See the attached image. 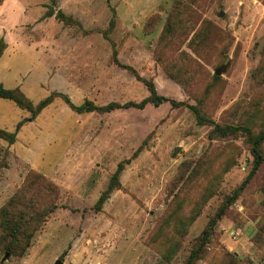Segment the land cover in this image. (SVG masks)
I'll return each mask as SVG.
<instances>
[{
  "label": "rangeland",
  "instance_id": "obj_1",
  "mask_svg": "<svg viewBox=\"0 0 264 264\" xmlns=\"http://www.w3.org/2000/svg\"><path fill=\"white\" fill-rule=\"evenodd\" d=\"M173 1L95 0L94 17L86 23L80 13L83 29L78 30L51 15L42 19L48 0H26V97L34 104L52 93L75 106L139 103L149 95L143 79L177 102L194 106L199 99L203 112L222 126L243 125L253 105L264 111V86L255 81L264 64V0L191 3L171 42L174 58L181 52L188 58L184 65L195 81L191 94L153 58ZM5 10L17 22L24 19L12 5ZM112 11L115 26L106 39L102 32ZM158 13L161 22L147 34L146 20ZM197 33L202 38L191 51L188 44ZM112 44L120 63L141 79L112 63ZM217 69L222 72L214 82ZM12 106L0 99V129L17 136L13 153L0 140V208L30 172L55 184L60 198L24 254L2 263L0 251V264H264V165L256 170L242 135L210 139L211 127L198 125L186 107L169 104L77 114L56 98L35 118L17 108L12 112ZM23 116L25 127L17 131ZM197 162L205 164L204 173L186 182L187 166ZM121 163L120 189L96 211ZM199 205L183 238L168 226L156 233L174 210L189 216ZM154 236L158 245L152 244ZM171 249L166 262L162 253Z\"/></svg>",
  "mask_w": 264,
  "mask_h": 264
},
{
  "label": "trees",
  "instance_id": "obj_2",
  "mask_svg": "<svg viewBox=\"0 0 264 264\" xmlns=\"http://www.w3.org/2000/svg\"><path fill=\"white\" fill-rule=\"evenodd\" d=\"M4 0H0V4ZM194 0H174L171 6L165 24L159 36L156 48L154 50V60L163 68L166 75L175 83L180 85L186 93L192 88L190 83L194 82L191 76V70H189L185 63L189 62L188 58L184 59V53H179L177 59L172 56L171 44L175 37L177 29L183 23V15L189 11L190 5ZM51 14V12H50ZM115 13L112 11V17L109 20L107 29L102 32L106 39L109 33L114 29L115 26ZM56 20L62 23L65 27H76L78 30H82L81 23L72 17H67L63 13L59 12L56 14ZM162 16L158 13L149 17L144 25V29L147 34H152L158 24L161 22ZM91 30L90 32H95ZM86 32V31H85ZM101 32V31H98ZM89 33V32H86ZM202 36L197 33L194 34L189 41L188 47L191 51L195 47L198 39ZM6 49V44L3 39H0V59ZM112 56L111 61L114 65L120 69L127 70L132 73L137 79H141L135 69L130 66L123 65L118 59V52L112 44ZM182 76V77H181ZM219 76H214L213 81H217ZM145 85L149 95L139 103L126 102L118 103L111 102L105 106H97L90 101H84L80 106L73 105L66 96L61 94L52 93L38 104H34L29 98H27L18 88L6 89L0 85V98L10 101L15 104L23 112H28L33 118L39 115L44 109L50 106L56 98H62L77 114H108L118 110H143L147 105H151L154 108H158L164 104H169L172 108L186 107L195 116L198 125L211 127L209 133L210 139L216 138H227L231 136L242 135L244 137V144L249 147L250 153L254 157V163L256 170L264 165V111H261L260 104L253 105L250 112L245 113L243 125H226L222 126L212 119H210L205 112H203L202 101L196 100V105L185 104L184 102H177L169 99L165 96L160 95L153 81H147L141 79ZM256 85L264 86V64H262L259 70L255 74ZM213 85V84H212ZM191 94V92H189ZM0 140L5 141L8 146L13 145L16 142V135L6 130L0 129ZM188 176L186 182L191 180V177L195 180H199L202 176L205 164L197 162L191 166H187ZM124 170L123 163L119 164L115 173L111 177L107 188L100 196L99 200L95 204L96 211L102 210L104 203L109 199L113 191L119 190L121 187L119 177ZM254 174V173H252ZM251 174V175H252ZM251 177V176H250ZM249 177V178H250ZM247 178L239 188L234 196L230 199L232 204L238 197L239 192L249 182ZM213 188V186H212ZM216 188V186H215ZM179 191V190H178ZM178 193V192H177ZM60 198V191L58 187L51 181L43 177L41 174L30 172L27 174L20 189L0 208V251L10 256H21L30 247L34 235L39 229L48 221L50 216L58 209V201ZM175 203V201L173 202ZM179 205L182 204L183 200L177 202ZM202 205H199L197 212L189 216H183L180 211L174 210L168 218L164 221L163 225H160L156 233L161 232L166 226L175 230L179 234V238H183L187 233V228L196 219L199 209L201 210ZM226 206L224 209H227ZM167 217V216H166ZM177 229V231H176ZM156 237H158L156 235ZM152 244L158 245L159 241L152 237ZM201 242V241H200ZM173 255V249L162 253V259L166 262L171 260ZM195 252L191 255L193 257Z\"/></svg>",
  "mask_w": 264,
  "mask_h": 264
},
{
  "label": "crops",
  "instance_id": "obj_3",
  "mask_svg": "<svg viewBox=\"0 0 264 264\" xmlns=\"http://www.w3.org/2000/svg\"><path fill=\"white\" fill-rule=\"evenodd\" d=\"M61 0H48L41 8L40 17L46 19L48 15L56 19V14L61 12L67 17L79 18L77 21H81V14L85 13L86 23H89L91 17H94L95 12V0H62L63 3L60 4ZM23 2V1H22ZM12 5V9L18 13L22 11L24 19L21 21H16L13 19L12 15L5 14V8ZM26 0L23 4L20 2H15V5L10 2V0H4L0 4V39L4 40L6 44V49L0 59V85L6 89H16L18 88L26 96ZM51 12V14H50ZM81 13V14H80ZM83 15V14H82ZM76 18V19H77ZM81 23V22H80ZM83 23V22H82ZM81 23V25H82ZM64 26V25H63ZM83 26V25H82ZM44 29V27H40ZM15 34V35H13ZM19 34V35H17ZM45 37V46L46 44ZM44 46V47H45ZM1 99V98H0ZM4 100V99H2ZM7 101V100H5ZM10 102V101H9ZM12 103V102H11ZM12 112L15 113L17 108L14 103H12ZM20 110L19 108H17ZM21 111V110H20ZM23 112V111H22ZM17 115V114H16ZM19 120V119H18ZM22 121L18 122V130L25 127L24 122H26V117H22ZM13 123V121H12ZM16 142L11 145L9 151L14 152Z\"/></svg>",
  "mask_w": 264,
  "mask_h": 264
},
{
  "label": "water",
  "instance_id": "obj_4",
  "mask_svg": "<svg viewBox=\"0 0 264 264\" xmlns=\"http://www.w3.org/2000/svg\"><path fill=\"white\" fill-rule=\"evenodd\" d=\"M222 16H223V13H220V14H219V17H222ZM221 72H222L221 69H217V70L215 71V75H216V76H220V75H221ZM8 257H9V255H6V256L2 259V263H3L5 260H7ZM55 264H63V262L60 261V260H57V261L55 262Z\"/></svg>",
  "mask_w": 264,
  "mask_h": 264
},
{
  "label": "built area",
  "instance_id": "obj_5",
  "mask_svg": "<svg viewBox=\"0 0 264 264\" xmlns=\"http://www.w3.org/2000/svg\"><path fill=\"white\" fill-rule=\"evenodd\" d=\"M236 208H237V206H236ZM239 233H232V235H238Z\"/></svg>",
  "mask_w": 264,
  "mask_h": 264
}]
</instances>
